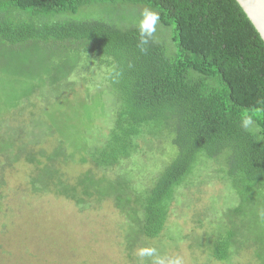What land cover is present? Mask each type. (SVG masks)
<instances>
[{"label":"trees","instance_id":"1","mask_svg":"<svg viewBox=\"0 0 264 264\" xmlns=\"http://www.w3.org/2000/svg\"><path fill=\"white\" fill-rule=\"evenodd\" d=\"M125 6L159 15L161 37L147 36L146 51L140 19H126ZM0 46L1 67H28L53 52L83 71L101 69L115 103L112 125L97 142L90 130L62 127L60 114L51 121L41 114L23 130L27 120L14 119L20 126L4 111L29 94L7 85V77L19 83L17 69L2 75L0 107L9 105L0 123L17 127L10 136L0 129V188L6 171L23 161L32 193L81 206L110 199L141 235L157 238L178 188L214 161L238 203L207 242L211 256L226 261L247 246L264 264V40L237 0H0ZM245 115L258 132L242 127ZM155 138L170 143L173 155L147 185L114 171L140 152V140ZM76 162L86 167L70 174L66 168Z\"/></svg>","mask_w":264,"mask_h":264},{"label":"rangeland","instance_id":"2","mask_svg":"<svg viewBox=\"0 0 264 264\" xmlns=\"http://www.w3.org/2000/svg\"><path fill=\"white\" fill-rule=\"evenodd\" d=\"M124 9L126 19L133 15L137 20L143 18L145 10L151 11L143 6ZM161 31L157 23V37H161ZM4 51L0 46V65ZM52 53H45L42 60L29 58L28 67L0 66V77L13 75L17 69L19 83L7 77V85L13 83L11 87L17 92L29 94L18 109L7 108V101L0 111L7 108L4 113L13 122L27 120L23 130L28 131L41 114L48 121L60 114L62 127L73 126L77 132L90 130V140L97 142L110 129L115 106L111 91L106 84L102 86L103 70L83 71ZM10 89L9 94L13 93ZM4 100V95L0 96V103ZM3 120L0 129L10 136L17 126ZM155 139L149 145V141L140 140V152L114 171L131 172L136 184L147 185L173 155L170 143ZM54 140L51 138L46 146ZM85 167L76 162L66 170L78 175ZM218 169L214 161L199 165L188 182L178 188L164 231L157 238H148L110 199L81 206L53 193H32L29 167L23 161L17 162L6 171L7 183L0 188V264H158L161 260L171 264L177 259L181 264H256L257 258L247 246L226 261L211 256L207 242L220 223L227 221L225 211L238 203ZM141 250L152 255L141 257Z\"/></svg>","mask_w":264,"mask_h":264},{"label":"clouds","instance_id":"3","mask_svg":"<svg viewBox=\"0 0 264 264\" xmlns=\"http://www.w3.org/2000/svg\"><path fill=\"white\" fill-rule=\"evenodd\" d=\"M142 17L143 18L139 22V31H140L139 46L141 48V51H146V48L143 47L147 43L146 37L151 36L156 31V24L159 20V15L155 12L145 10L142 13ZM241 124L242 127L250 133L258 132L260 130V126L256 124L252 115L243 116L241 118ZM139 255L143 257L145 255H152V253L150 251L141 250L139 252ZM158 264H164V262L161 260L158 261ZM171 264H181V261L177 259L171 262Z\"/></svg>","mask_w":264,"mask_h":264},{"label":"water","instance_id":"4","mask_svg":"<svg viewBox=\"0 0 264 264\" xmlns=\"http://www.w3.org/2000/svg\"><path fill=\"white\" fill-rule=\"evenodd\" d=\"M264 40V0H237Z\"/></svg>","mask_w":264,"mask_h":264}]
</instances>
